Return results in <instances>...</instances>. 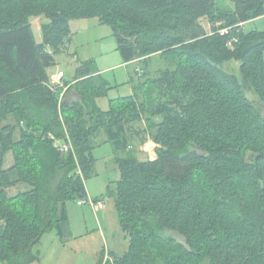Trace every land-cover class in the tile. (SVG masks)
I'll return each mask as SVG.
<instances>
[{
    "label": "trees",
    "instance_id": "trees-1",
    "mask_svg": "<svg viewBox=\"0 0 264 264\" xmlns=\"http://www.w3.org/2000/svg\"><path fill=\"white\" fill-rule=\"evenodd\" d=\"M263 16L264 0H0V264L37 262L44 234L64 237L66 202L86 199L101 133L119 172L105 196L128 248L99 264H264V31L243 28ZM34 17L47 20L41 43ZM87 19L111 28L122 63L139 65L132 95L108 110L93 61H78L63 88L47 72L70 22ZM142 121L151 161L129 149ZM18 184L26 190L10 196Z\"/></svg>",
    "mask_w": 264,
    "mask_h": 264
},
{
    "label": "rangeland",
    "instance_id": "rangeland-1",
    "mask_svg": "<svg viewBox=\"0 0 264 264\" xmlns=\"http://www.w3.org/2000/svg\"><path fill=\"white\" fill-rule=\"evenodd\" d=\"M222 5L229 7L230 3L225 2ZM30 22L35 41L41 43V25L46 23L47 20L44 17H34ZM72 23L75 33L71 35V39L64 52L55 57L56 65L48 69V71L52 74L62 71L64 80L70 81L74 75L78 61H93L95 67L99 70V76L111 87L106 97L97 99L98 106L102 110H108L110 100L127 97L132 93L133 85L130 79H134L133 83H136L135 69L136 66L139 67V65L136 64V62L135 64L128 65L127 68L120 66L122 61L116 50V42L110 27L100 25L97 19H87V22L78 20L72 21ZM200 23L204 27V30L209 32V25L206 20L203 19ZM243 28L245 31H264V16L244 24ZM157 63L158 62H156V64ZM224 68L238 78L240 77L238 63L230 62L226 64ZM248 97L251 100H255V96L251 93H248ZM262 112L264 114V107ZM15 138H19L18 132H16ZM105 139L104 133H101L95 140L98 146L93 151V156L96 159L94 170L98 175L91 176L84 182L86 190L89 192H98L97 195L104 194L103 183L105 186V184L116 179L119 175L118 169H116L117 167L114 163L115 155L113 149L110 144L104 142ZM155 147L156 145L153 143V158L156 156ZM4 161L3 168L7 170L14 163L12 152H6ZM26 188L27 186L24 184H18L9 188L8 194L14 196L26 190ZM101 199L103 200L104 208L98 211L97 214L94 213L95 215L90 211L87 204H84L80 209L76 206L75 202H66L65 207L68 214V226L71 225L75 232H80L84 227L86 219L88 233H93L94 235L89 236V238H83L80 242H77V244L73 243V245L66 247L62 251L63 264H75L74 261L76 260L79 261L77 264H86L89 262L93 252H100L102 248L105 259L108 248L110 249L113 245L117 248L118 242L119 250H121L123 237L120 234L121 232L117 224L118 219L113 200L106 197L105 194ZM175 237L179 241H182L179 236L175 235ZM58 239L56 231L54 230L42 236L40 240V254L44 256L45 260L47 259V251L50 255L52 251L58 252L61 250V248L55 244V241L59 243ZM46 263H49V260H46Z\"/></svg>",
    "mask_w": 264,
    "mask_h": 264
},
{
    "label": "crops",
    "instance_id": "crops-1",
    "mask_svg": "<svg viewBox=\"0 0 264 264\" xmlns=\"http://www.w3.org/2000/svg\"><path fill=\"white\" fill-rule=\"evenodd\" d=\"M80 21L87 22V20H80ZM70 29H71V35L73 33H75V31H73V23H72V21L70 22ZM135 63L136 62L126 63V64L125 63H121L120 66H122L124 68H127L128 65L135 64ZM138 69H139V67L136 66L135 71L138 70ZM47 72H48L49 78L51 79L52 75H54V74L49 73V71H47ZM98 72H99V70H98ZM130 95H132V93ZM130 95H128V96H130ZM75 99H76V94L74 92H69V93L66 94V97H65L66 101H72V100H75ZM145 128L146 127H145L144 121H142L141 123H134V124L131 125V131H132V132H130L131 145L129 146L130 147L129 149L134 151V153H135V155H136L138 160H140V161L150 160L151 161V160L154 159L153 158V142L150 139L149 134L147 132L143 133V131H145ZM104 142H106V139H105ZM121 156H123V155L121 154ZM116 169H114V170H116ZM94 175L97 176L98 175L97 172H95ZM118 179H119V175H118V177L116 179H113L112 181H110L107 184H105V186H104V183H103L104 194L106 193L107 187H111L112 188L114 186V184L118 181ZM85 192H86V198H91L92 200H97V201H102L103 202L101 197H104V194L103 195H101V194L97 195L98 192H91V191L89 192V191L86 190V188H85ZM99 199H101V200H99ZM75 204L80 209L82 208V206H84V205H77V203H75ZM87 205L89 206L90 211L93 212V214L94 213L97 214V212L100 211V210L94 211L93 208L89 204H87ZM103 208H104V206H103ZM117 224H118V221H117ZM66 227L67 228L65 230L64 237L60 238L57 235V237L59 238L58 239L59 243L55 241V244H57L61 248V250L58 251V252L57 251H52L50 253V255H49V253L47 251V259L46 260H49V263H46V260H45L44 256L40 254L41 243H39V245L37 247V250L39 252V258L40 259H39V261L34 262L32 264H63L64 260L62 258V254H63L62 251L66 247L73 245V243L77 244V242H80V240H82L83 238H89V236H93L94 235L93 233H88V226L86 224V219H85L84 227H83L82 231H80V232H75L74 228L71 225L68 226V223H67ZM118 227H119V225H118ZM120 232H121V230H120ZM120 234L123 237L122 238L123 240H122V248H121V250H119V246H118L119 242H118L117 243V248L114 245L110 249L107 247L108 248V250H107L108 252H107L106 255H108L110 257H114V258H120L126 253L127 248H128V241H127L125 235L122 232ZM103 257H104V251H103V248H102L100 250V252L99 251H94L93 255L90 256L89 262H87L86 264H99L100 261L103 259ZM78 262L79 261H77V260L74 261L75 264H77Z\"/></svg>",
    "mask_w": 264,
    "mask_h": 264
},
{
    "label": "built area",
    "instance_id": "built-area-1",
    "mask_svg": "<svg viewBox=\"0 0 264 264\" xmlns=\"http://www.w3.org/2000/svg\"><path fill=\"white\" fill-rule=\"evenodd\" d=\"M221 33L222 34L226 33V30H222ZM139 75H140V72H139ZM50 84L53 86L63 88L64 87L63 72L58 71L54 75H52L50 79ZM49 137L54 142V146L60 153L67 154L69 152H72L73 148L68 138L62 140V139L55 138L53 135H49ZM84 204H89L93 208L94 211L101 210L103 209V206H104V203L102 201H93L91 198H86L85 200H82L77 203V205H84ZM105 259H107V256Z\"/></svg>",
    "mask_w": 264,
    "mask_h": 264
}]
</instances>
